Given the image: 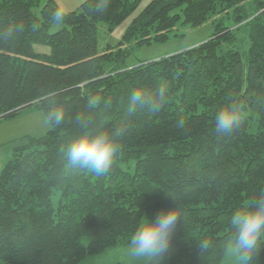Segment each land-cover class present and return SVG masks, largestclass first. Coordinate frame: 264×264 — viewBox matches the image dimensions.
Wrapping results in <instances>:
<instances>
[{"label": "trees", "instance_id": "16d2710c", "mask_svg": "<svg viewBox=\"0 0 264 264\" xmlns=\"http://www.w3.org/2000/svg\"><path fill=\"white\" fill-rule=\"evenodd\" d=\"M140 1L108 0L100 13L94 10L99 0H87L50 34V15L62 10L54 0L40 15L35 9L42 0H0V33L24 26L12 40L0 36V120L28 109L47 114L54 104L65 109L62 125L15 147L0 170V264H78L129 244L144 220L177 204L182 219L159 264H222L232 215L264 192V2L155 0L134 17L116 52L103 47L101 27L111 32ZM208 20L217 24L207 42L126 66V45L165 41L178 24L199 27ZM243 27L249 30L246 62L233 49ZM161 84L167 100L159 113L126 117L134 89L155 92ZM92 96L102 102L89 111ZM234 101H243V124L221 137L215 118ZM81 113L96 129L129 127L104 176L73 172L59 152L82 134L74 120ZM180 119L183 129L176 127ZM206 239L210 247L203 252L198 243ZM259 246L248 264H264V237Z\"/></svg>", "mask_w": 264, "mask_h": 264}, {"label": "clouds", "instance_id": "9594fccd", "mask_svg": "<svg viewBox=\"0 0 264 264\" xmlns=\"http://www.w3.org/2000/svg\"><path fill=\"white\" fill-rule=\"evenodd\" d=\"M108 0H99L94 6L96 12L107 10ZM53 24L61 25L65 19L63 10L53 11L50 15ZM24 26L20 24L9 26L0 33L5 41L14 39L16 34L23 32ZM55 93H53V96ZM167 100V86L161 84L155 92L142 88L131 92L126 111V117H132L137 112L147 111L153 115L159 113ZM102 98L92 96L87 101L89 111L100 107ZM110 101H105L108 107ZM243 101L232 102L221 109L216 116L215 132L223 137L230 136L243 124ZM65 109L63 105L54 104L44 117L46 126H60L64 123ZM75 123L83 129L78 139L61 146L60 154L67 160V167L75 171L87 170L97 177L109 173L117 154L122 148V139L129 133L127 124H121L114 129H105L103 126L93 127L91 116L85 117L82 113L74 118ZM107 123V121H105ZM185 121L180 119L176 127L183 129ZM182 219L177 204L169 211H161L152 220H144L141 226L131 236L128 246L129 255L135 259H147L159 264V258L168 252L177 224ZM234 229L228 243V250L234 253L240 264H248L258 254L259 241L264 237V192L258 198L250 200L243 208L234 212L230 219ZM199 248L205 252L210 247L206 239L198 243Z\"/></svg>", "mask_w": 264, "mask_h": 264}, {"label": "rangeland", "instance_id": "374dc122", "mask_svg": "<svg viewBox=\"0 0 264 264\" xmlns=\"http://www.w3.org/2000/svg\"><path fill=\"white\" fill-rule=\"evenodd\" d=\"M47 0H42L40 7L35 9L36 15H40L42 7ZM65 13L79 12L81 5L87 0H54ZM155 0H141L137 11L126 19L121 25L108 32L105 27H101V41L113 47V51L118 50V45L123 41L132 20L137 16L148 4ZM264 2V0H262ZM256 5L254 2H248V13L255 12ZM216 22V21H215ZM215 22L208 20L199 27H191L190 25L178 24L177 28L168 34L165 41H152L150 45L136 46L132 44L130 53L126 59V66L129 68L136 67L141 63H149L158 59L181 53L193 47L199 46L207 42L215 33ZM231 26V21L226 23ZM64 27L63 24H53L49 28V33L59 32ZM108 33V34H105ZM249 30L243 27L235 32L236 43L233 49L241 52L244 62L247 61L249 53ZM40 53H47V49L38 48ZM45 113L28 109L23 111L19 116L0 120V170L13 158L14 148L25 144L29 138L37 139L45 136L51 129L50 126L44 124ZM84 245L88 244V239L82 240ZM129 244H117L107 248L97 255H88L81 259L78 264H148L147 259H135L129 255ZM222 264H240L237 256L228 250H225Z\"/></svg>", "mask_w": 264, "mask_h": 264}, {"label": "water", "instance_id": "95a60500", "mask_svg": "<svg viewBox=\"0 0 264 264\" xmlns=\"http://www.w3.org/2000/svg\"><path fill=\"white\" fill-rule=\"evenodd\" d=\"M27 107V106H26ZM26 107H22V108H20V110H22V109H24V108H26Z\"/></svg>", "mask_w": 264, "mask_h": 264}]
</instances>
